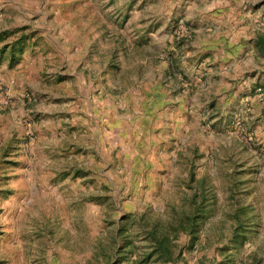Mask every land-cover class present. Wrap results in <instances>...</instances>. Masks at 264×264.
<instances>
[{"label": "rangeland", "instance_id": "rangeland-1", "mask_svg": "<svg viewBox=\"0 0 264 264\" xmlns=\"http://www.w3.org/2000/svg\"><path fill=\"white\" fill-rule=\"evenodd\" d=\"M0 264H264V0H0Z\"/></svg>", "mask_w": 264, "mask_h": 264}, {"label": "trees", "instance_id": "trees-1", "mask_svg": "<svg viewBox=\"0 0 264 264\" xmlns=\"http://www.w3.org/2000/svg\"><path fill=\"white\" fill-rule=\"evenodd\" d=\"M202 208H203L202 210H197L192 217L188 218L190 221L189 235H190L191 243L193 242V240H195V233L197 232L195 227H197L198 224L197 219H199L200 217H205L204 213L207 208L204 207ZM241 215L243 216V212L242 214L241 212L235 213L233 216V219L236 221V225H237L234 234V241L236 242L241 239L240 236H242L243 233L241 229L243 228V223L241 222L240 219ZM149 235L154 250L157 253L164 255L167 259H171L173 245L168 230L165 229L164 231H160L159 226L156 223L154 224V227L151 228Z\"/></svg>", "mask_w": 264, "mask_h": 264}]
</instances>
